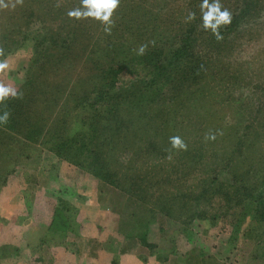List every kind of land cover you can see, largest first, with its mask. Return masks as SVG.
I'll return each mask as SVG.
<instances>
[{
    "label": "trees",
    "instance_id": "trees-1",
    "mask_svg": "<svg viewBox=\"0 0 264 264\" xmlns=\"http://www.w3.org/2000/svg\"><path fill=\"white\" fill-rule=\"evenodd\" d=\"M77 1L80 7V0ZM156 1L146 8H128L129 0H120L123 5L114 11L110 34L105 33L99 21L69 18L67 12L65 17L60 16L67 7L75 9L63 0L47 3V12H51L43 13L46 18L40 19V27L25 26L27 31L22 38L28 40L31 53L27 75L18 86L17 96L0 102V116L8 113L7 121L0 124V197L5 195L8 178L18 166L40 159L45 153L54 158L46 179L61 177L64 181L56 189L46 188L55 200L54 213L38 243L30 253L18 246L19 239L0 246V264L13 258H27L33 264H63V256L53 248L80 254L75 240L87 237L81 234L86 221L79 218V211L95 205L91 200L93 192L97 193L99 209L114 203V208L118 206L111 209L115 229L125 238L137 239L148 250L147 255L138 256L144 263L151 258L158 264H264V164L241 170L234 153L241 139H248V147L254 146V138L246 137L250 123L239 129L244 120L237 118L239 122L229 125L227 132L236 139L235 143L219 137L207 141H212L211 146L217 143L222 153H216V149L210 152L205 142L193 143L189 139L185 140L186 150H177L171 144L167 147L166 140L175 136L169 128L164 129L159 145L152 142L158 135L145 118L159 112L148 115L143 110L149 103L196 104L193 95L201 93L211 65L208 53L225 47L226 39L243 20L257 16L263 0H220L233 17L230 25L220 29V40L211 29L205 31L202 27V0H187L188 7L184 15L178 16L180 20L174 14L161 13L168 0ZM189 12L195 13V19L187 20ZM92 24L96 26L94 31L89 27ZM8 27L10 34L15 31L12 28H17L14 21ZM97 29L99 35L93 38ZM133 33L140 38L131 47L124 40ZM14 35L20 36V32ZM142 45L144 53L137 55ZM19 47L18 41L2 44L0 39V63ZM78 63H82L83 70L75 68ZM122 75L125 79H121ZM8 131L23 137L17 153L11 154L12 145L3 138L5 134L9 136ZM254 136L255 142L260 141L259 130ZM143 138L147 142H143L144 146L140 145ZM133 146H140L152 160L148 169L135 166L142 164L141 159H123L122 155ZM165 149L174 160L168 169L157 164L166 157ZM135 153L140 154L137 149ZM216 155L221 158L219 163L209 162L208 157L214 160ZM198 167L205 170L198 171ZM77 171L96 183L90 187L78 181L77 174H72ZM185 178L194 179L195 184L189 185ZM26 209L16 223L30 222V205ZM99 213L93 219L92 212L86 219L92 218L101 231ZM195 221L206 223L217 235H223L222 247L242 249L240 259H221L194 245ZM180 237L192 245L180 251ZM160 241L168 244L160 248ZM240 241L249 248L242 247ZM111 264H118V255H113Z\"/></svg>",
    "mask_w": 264,
    "mask_h": 264
},
{
    "label": "rangeland",
    "instance_id": "rangeland-1",
    "mask_svg": "<svg viewBox=\"0 0 264 264\" xmlns=\"http://www.w3.org/2000/svg\"><path fill=\"white\" fill-rule=\"evenodd\" d=\"M50 1L52 0H4V3L8 4L9 7H0V39H2V44L18 41L20 47L8 54L0 63L5 65V67L0 68V85L13 88L17 91L19 84L26 78V68L28 67V60L30 59L31 53L30 45L27 44L28 40L23 41L22 34L27 31V28L25 29L27 25L32 28L35 26L40 27V19L42 21L45 20L46 15L43 13L48 11V7L46 6ZM63 1H65L69 7H73V5L75 9L79 7L77 0ZM154 1L156 0H129L130 4H128V8L130 5L146 8L148 7V3H153ZM158 2L159 0L156 1V3ZM135 3H137V5H135ZM260 4L256 12L257 16L247 21L243 20L240 27L228 36L225 47L220 48L218 52L210 51L208 53V56L211 57V65H209L206 79L200 87L201 93L199 92V96L197 97L195 94L193 95V98L197 99L196 104L191 101H189L190 103H172V105L169 106H163V104L160 103H149L144 107L143 110L148 112V115L150 113L152 114V111L154 113L159 112L157 116L145 118V122L149 125V128L155 129L154 131L157 132L158 135L157 138L151 137L153 139L152 142L158 143L159 145V138L163 136L164 129L169 128L173 133L172 135L179 136L184 142L188 139L193 143L195 141L205 142V146L210 152L212 149H216V153H222L224 151L221 150L217 143L211 146L210 142L212 141H210L209 144L207 141L219 137L218 139H223L225 142L228 140L229 142L235 143L236 139L227 131L229 125L235 123L237 118H240V120L243 119L244 122L238 125L239 129H242L244 124L247 125L250 123L249 129H246L250 133L246 137L255 139V131L259 130L261 139L258 138L260 141L256 142L252 139L253 142L251 143H254L252 147L247 146V138V140L243 141L241 139L240 147L234 152L235 160L237 158L239 159L238 164L240 166L238 167H240L241 170L242 167L247 168L246 166L248 165H260L262 167V164H264V0ZM12 5H14V7ZM48 5L51 9H54L50 4ZM53 5L55 6V3H53ZM121 5H123V3H119L118 8H121ZM185 7H188L187 0H168L167 6L161 10V13L167 12L169 14H174L175 19H177L178 16L180 18V16L185 14ZM70 10L72 9L68 7L63 9V14L60 16L65 17V12L68 13ZM153 10L154 7H151L150 11ZM50 12L51 11L47 13L50 15ZM164 15L165 14H163V16ZM112 19H114V16ZM13 21L17 28H12V30L15 31L10 34L7 31L11 29L8 25L11 26ZM67 21L65 23H67ZM96 22L98 23V21ZM89 27L93 29V31L96 28L95 24ZM17 30L20 32V36L14 35L18 32ZM7 34H9V37H6ZM98 35L97 29V32L92 37L96 38ZM139 38L137 34L133 33L127 35L124 42L133 47L136 45L134 43H136ZM85 41L87 40L85 39ZM82 42L83 40L81 43ZM75 65H77L75 68L78 71L83 70L82 63ZM125 77L126 76L122 75L121 79H125ZM234 112H236L235 115ZM8 132L9 136L5 134L3 138L5 141L8 140L9 143H11V148H13L12 151H10L11 154L17 153L21 150L22 144L19 141H21L23 137L20 136L19 133H13L14 131ZM20 133H22V131ZM151 134H154V132H151ZM144 139L146 140V138H143L140 144L142 146H144L143 142L147 143ZM166 144H168L167 147H169V139L166 140ZM136 149L140 154L135 153ZM163 153L166 157H161V162H157V164H162V168L168 169L174 163L173 156L170 151L166 149L163 150ZM180 153L186 155L183 152ZM122 156H124L123 159L126 161L129 158L134 160L141 159L142 164L138 162V165L135 166L143 170L148 169L149 164H152V160L140 150V146L139 148L133 146ZM208 158L211 163L218 162L221 159L220 156L217 155L213 157L214 160L211 157ZM52 161H54V158L45 153L40 159L37 157L36 159L30 160L27 164L18 166L15 174L9 176L8 183L5 187L6 190H4L6 191L5 197L0 202V246L3 247L5 244H11L12 239H19L18 246L25 249V252L29 251L30 253L33 249L32 246L38 243L40 234L43 232L44 227L49 223L54 213L55 200L46 193V188L52 190L56 189L58 185L62 184L64 181L63 179L61 180V177L55 180L52 178L46 179L49 174L47 170L51 168L49 165ZM198 168V171L205 170L201 167ZM72 174H77L79 177L77 180L89 184L90 187L96 183L92 178L80 175L82 174L81 172L77 171ZM191 176L193 175L189 177ZM188 180L189 178H185L186 182ZM189 182L191 186L195 184L194 179L192 181L189 180ZM107 188L113 191L115 190L112 186H107ZM26 189L27 191L25 193ZM8 191L9 195H7ZM103 197L104 196H102V198ZM91 200L95 205H92V207L88 209L82 208L83 212L79 211V213L86 221L83 233L88 234L90 230H93L98 239L85 238L75 240L78 244L77 247L81 250L80 254L84 255L83 257L94 256L97 250H104L114 255L123 251H129L144 256L148 254V250L143 247L137 239L125 238L115 229L113 224L114 218L111 215L114 213L112 210H116L118 207L114 208L115 203H111V205L113 204L112 207L99 209L97 193L94 192L91 195ZM25 201L28 206L30 205L29 214L27 213V215L30 216L31 220L27 224L16 223L15 221H17V218H20L21 215L27 212ZM106 203L103 205H108ZM92 212L93 219L98 216L96 213L100 212L99 214L102 219L100 221L102 225L101 231L97 229L95 221H91L92 218L90 221L86 219V216H91ZM218 227H220V229L222 228L221 226ZM153 229L157 230V228ZM193 231V244L202 247L205 251L216 257L235 261L236 259H240L239 253H244L241 248L240 251H237V248L228 249L222 247L220 237L223 235H217V231L213 228H208L206 223L195 221L193 224ZM69 239L71 241L74 240L73 238ZM26 244H29V246ZM167 244V241L166 243L163 241L159 242L160 248L165 247ZM177 244L180 251L192 245V243H188L183 237L178 238ZM239 244L242 245V242L240 241ZM29 247H31L30 250L27 249ZM242 247L246 250L249 248L243 245ZM13 259L14 260H3L2 264H33L27 258H23L21 261L16 260L17 258Z\"/></svg>",
    "mask_w": 264,
    "mask_h": 264
},
{
    "label": "clouds",
    "instance_id": "clouds-1",
    "mask_svg": "<svg viewBox=\"0 0 264 264\" xmlns=\"http://www.w3.org/2000/svg\"><path fill=\"white\" fill-rule=\"evenodd\" d=\"M120 0H80V7L68 11L69 18L80 19H93L99 21L104 25V31L107 34L111 33L113 26V14L118 8ZM14 7V5H12ZM0 7H9L4 3V0H0ZM202 27L205 31L211 29L212 35L217 39H222L220 29L223 26L230 25L232 23V13L222 7L220 0H213V3L209 4L208 0H202L200 4ZM195 19V13L189 12L187 20L191 21ZM145 46H140L137 55H143ZM5 65L0 64V68ZM16 97L17 92L15 89L0 85V102H3L9 97ZM8 119V113L5 112L0 116V124L6 122ZM169 143L173 149L186 150L187 145L179 136H172L169 138Z\"/></svg>",
    "mask_w": 264,
    "mask_h": 264
},
{
    "label": "crops",
    "instance_id": "crops-1",
    "mask_svg": "<svg viewBox=\"0 0 264 264\" xmlns=\"http://www.w3.org/2000/svg\"><path fill=\"white\" fill-rule=\"evenodd\" d=\"M5 197V195H2L0 197V199L2 200ZM0 200V202H1ZM80 212H83L82 209L80 210ZM79 218L81 220H83L84 218H82V215L79 216ZM85 230V226L82 229L81 234L89 239L91 238H96L98 239V237L96 236V234L94 233L93 230H90L88 234L83 233ZM15 239H12L11 243L14 241ZM100 240V239H99ZM58 252V255L60 257L63 256V264H111V260L113 258L114 254L108 253L104 250H97L94 256H85L82 254H67L64 253V251L62 250V248H55ZM118 255V264H158L155 260H152L151 258L148 259L147 262H142L139 260L138 256L136 253L133 252H129V251H123Z\"/></svg>",
    "mask_w": 264,
    "mask_h": 264
}]
</instances>
